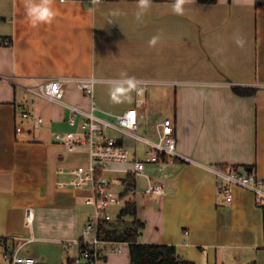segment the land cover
<instances>
[{"label": "crops", "instance_id": "obj_1", "mask_svg": "<svg viewBox=\"0 0 264 264\" xmlns=\"http://www.w3.org/2000/svg\"><path fill=\"white\" fill-rule=\"evenodd\" d=\"M173 3L151 0L138 20V0H103L94 7L82 0H55V21L33 27L26 18L24 0H0V73L68 79L58 102L0 79L3 255L8 250L2 238L13 241L14 249L22 247L38 264H74L81 257V248L69 243L86 238L85 227L95 214L87 204L93 191L90 183L82 188L68 185L71 169L89 165V150L84 146L70 152L55 136L80 135L79 128L68 124L72 110L66 105L89 111L95 102L96 114L111 122L134 106L135 100L107 112L97 108L95 95L116 98L107 93L115 82L134 81L135 74L120 76L113 70L117 53L137 50V37L148 36L151 25L169 32L175 29L176 56L189 62L197 75L173 83L171 118L180 157L148 164L145 176L137 178L115 171L104 175L112 190L114 182H119L116 194L127 193L128 180H135L137 193L127 196V204L136 205L137 218L144 223L140 243L173 245L180 257L196 264H241L246 258L249 264H264V200L258 205L252 191L238 187L233 201L227 202L218 192L224 180L216 174L217 167L230 166L243 174L254 170L264 180V0L212 4L194 0L184 6L183 15L173 13ZM236 36L245 40L243 48L235 43ZM125 56L124 61H129ZM88 77L98 80L94 100L76 83ZM236 87L253 88L256 93L242 97L234 92ZM152 109L146 100L139 109L145 118L134 133L154 141L156 126L165 118L151 123ZM25 112L29 119L22 117ZM38 117L41 126L35 129ZM108 134L126 146L127 139L133 141L127 146L133 155L130 162L116 168L131 167L134 156L147 151V145L127 132L109 128ZM152 183L164 184L163 196L143 197L141 192ZM88 207L93 209L90 213ZM28 208L34 210L32 224L26 219ZM117 249L106 252V248L105 262L100 259L97 264H124L130 250ZM3 260L11 264L4 256Z\"/></svg>", "mask_w": 264, "mask_h": 264}, {"label": "built area", "instance_id": "obj_2", "mask_svg": "<svg viewBox=\"0 0 264 264\" xmlns=\"http://www.w3.org/2000/svg\"><path fill=\"white\" fill-rule=\"evenodd\" d=\"M89 3L91 7L96 6L92 0H82ZM103 0H99L101 3ZM98 3V4H99ZM0 79H5L14 86L25 91L37 94L49 101H57L63 86L68 79L57 77L38 78L33 76L4 75L0 73ZM98 80L94 77L77 79V85L87 95L93 98ZM146 88L139 89V98L133 107L126 112L115 116V121H108L96 114L95 102L92 103L89 111L82 110L76 106H68L72 114L68 119L69 126L80 129V135L75 136L69 132L65 136L57 134L56 141L64 143L70 152L76 151L80 147H87L89 152V165L77 166L70 170L72 179L70 184L60 183L61 186H72L82 188L85 184H91L93 197L87 200V204L94 207L95 214L87 223L84 234L85 239L73 240L70 245L81 248V257L73 261L74 264H97L102 256V249L107 251H120L113 248L116 243L108 242L103 237V229L108 224L116 220L113 216V208L127 205V196L135 195L137 190L130 189L127 193L116 194L112 188L110 180L104 175L107 171L122 172L124 175H130L132 178L145 176L146 166L148 164H158L164 161H175L180 156L177 153V137L174 120L164 119L156 126V140L140 138L135 135L139 128V121L145 118L140 114L139 109L146 103ZM60 102V101H59ZM62 103V102H61ZM24 119H29L30 115L22 113ZM82 117V118H80ZM41 118L38 117L35 122V129L41 126ZM118 129L131 134V136L140 139L148 146L147 151L140 156L135 155L132 165L129 168H116L115 164H127L133 157L131 150L120 139L110 136L108 129ZM21 126L16 127V132H21ZM218 178L224 180V185L218 187V192L225 197L229 203L233 201V192L235 188H244L252 191L257 198L258 205L262 206L264 200V180L260 179L253 170L250 173H240L236 168L230 166H219L216 169ZM165 186L162 183H152L147 185L141 192L144 198L151 196H163ZM120 213V212H119ZM118 213V214H119ZM26 219L28 224L34 221V210H26ZM4 259L11 264H38V260L24 253L22 247L8 250L4 254Z\"/></svg>", "mask_w": 264, "mask_h": 264}, {"label": "rangeland", "instance_id": "obj_3", "mask_svg": "<svg viewBox=\"0 0 264 264\" xmlns=\"http://www.w3.org/2000/svg\"><path fill=\"white\" fill-rule=\"evenodd\" d=\"M153 26H148V36H139L136 40L137 50H121L117 53V66L113 70L120 74V76H126L128 74H135L134 84L135 87L131 89L126 95L122 97H107L100 98V94L97 92L96 99L97 108H101L107 112H114L117 107L125 106L131 104L133 100L139 98V89L141 87L146 88V94L144 97L149 101V105L152 109L151 117L155 120L171 118L175 113V99L173 98L174 91L176 86L173 85L176 81L184 80L183 78H193L197 75L192 73L193 68L190 66L189 62L179 61L183 57L180 56L177 58L176 44L174 40L178 39L177 34H172L175 29L168 31V28H152ZM176 32V31H175ZM158 36L159 40L154 46L149 45V41L152 37ZM130 44L126 41L125 44ZM124 44V45H125ZM142 47H145L147 50H141ZM121 54V55H120ZM125 55L130 57L129 61H124ZM134 57V58H132ZM148 68V70H147ZM138 76V77H137ZM156 76V77H155ZM186 81V80H184ZM108 94H112V89L107 91ZM120 115V114H119ZM150 117V118H151ZM115 119V118H114ZM173 119V118H171ZM154 125V124H153ZM143 135L142 131H139ZM145 135V133H144ZM129 140V141H127ZM126 140L127 146L133 145V141L130 139ZM118 165V164H115ZM115 193L118 192L120 186L118 181L114 182ZM123 209V205L117 206V209L112 212L113 216H117L119 212ZM92 207H88L89 213L92 211ZM116 221V220H115ZM114 221V222H115ZM132 219L129 218L127 222H131ZM113 222V223H114ZM120 226V224H119ZM122 226V225H121ZM120 226V227H121ZM120 247L125 251H129V247L120 244ZM115 247V248H120ZM77 248L73 251V254L77 253ZM3 253L0 252V264H7L3 260ZM72 259V258H70ZM105 262V260H103ZM124 264H130V255L129 258H123ZM250 258L242 259L241 264H249ZM66 264L67 261H66Z\"/></svg>", "mask_w": 264, "mask_h": 264}, {"label": "trees", "instance_id": "obj_4", "mask_svg": "<svg viewBox=\"0 0 264 264\" xmlns=\"http://www.w3.org/2000/svg\"><path fill=\"white\" fill-rule=\"evenodd\" d=\"M201 3H216V0H200ZM234 92L242 97L255 95L256 90L253 88L236 87ZM128 188L135 187V180H128ZM264 209V207L262 206ZM116 221L107 225L103 229V237L106 241L121 244L128 243L130 250L131 264H196L189 260H185L177 253L176 247L167 244H143L140 238L144 230V223L137 218V207L134 203H129L115 217ZM131 218V222H127ZM120 224V226H119ZM3 246L9 250L14 249L13 241L3 239ZM105 251V248L102 250ZM104 260L106 256L102 254L100 257Z\"/></svg>", "mask_w": 264, "mask_h": 264}, {"label": "clouds", "instance_id": "obj_5", "mask_svg": "<svg viewBox=\"0 0 264 264\" xmlns=\"http://www.w3.org/2000/svg\"><path fill=\"white\" fill-rule=\"evenodd\" d=\"M194 0H174L172 11L174 14L183 15L185 12V5L192 3ZM93 4H98L99 0H92ZM55 0H24V11L28 22L33 27H38L43 24H52L56 19ZM151 0H138V11L136 17L138 20L142 19L143 14L150 8ZM159 40L158 36L150 39L149 45L154 46ZM235 43L238 47L243 48L245 40L240 37H235ZM135 87L132 78H127L117 81L113 84L112 94L117 97L126 95L131 89Z\"/></svg>", "mask_w": 264, "mask_h": 264}]
</instances>
